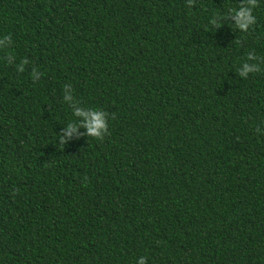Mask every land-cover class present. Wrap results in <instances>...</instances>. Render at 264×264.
<instances>
[{
    "label": "trees",
    "instance_id": "trees-1",
    "mask_svg": "<svg viewBox=\"0 0 264 264\" xmlns=\"http://www.w3.org/2000/svg\"><path fill=\"white\" fill-rule=\"evenodd\" d=\"M245 2L0 0V264H264ZM77 109L105 112L103 139Z\"/></svg>",
    "mask_w": 264,
    "mask_h": 264
},
{
    "label": "clouds",
    "instance_id": "clouds-1",
    "mask_svg": "<svg viewBox=\"0 0 264 264\" xmlns=\"http://www.w3.org/2000/svg\"><path fill=\"white\" fill-rule=\"evenodd\" d=\"M258 6L257 0H246L244 4L239 5L238 9L234 11V15L231 17L236 21V27L242 32H247L251 25L256 23V18L253 14L254 8ZM215 25V21H212ZM10 39V36L6 37ZM11 55V53L9 54ZM248 59H253L252 56H249ZM28 63L27 59L22 61V65ZM18 71L23 72L24 67L18 66ZM256 71L255 66H250L249 64H244L243 69L240 72L241 75H247L249 72ZM68 100H71V96L66 97ZM75 115L84 118V123L80 126L87 129V134L89 137L100 138L101 131L107 129L108 124L105 120V112L102 109H97L95 111H84L77 109ZM78 131V128L75 124H69L65 130L64 137H71V135ZM64 137H61V142H64ZM139 264H147V258L140 260Z\"/></svg>",
    "mask_w": 264,
    "mask_h": 264
}]
</instances>
